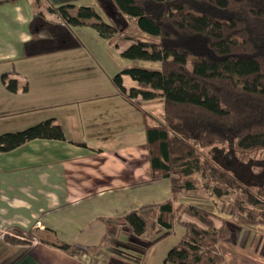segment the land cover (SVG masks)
I'll use <instances>...</instances> for the list:
<instances>
[{"label":"crops","instance_id":"crops-1","mask_svg":"<svg viewBox=\"0 0 264 264\" xmlns=\"http://www.w3.org/2000/svg\"><path fill=\"white\" fill-rule=\"evenodd\" d=\"M75 2L0 0V136L45 121L64 135L0 153V264H150L141 257L155 237H134L120 218L171 200L169 181L151 179L143 115L150 104L116 89L112 79L120 72L104 56L113 43L121 55L133 41L118 33L100 38L94 26L116 24L98 13L100 21L74 25L54 12L63 6L75 18L82 7ZM120 80L127 92L138 89L130 77ZM189 201L224 216L225 199L183 195L173 208ZM221 216L213 219L216 228L227 219ZM180 221L198 224L186 215ZM228 229L219 245L222 264H264V237L258 257L249 253L244 229L234 237ZM164 259L157 264H169Z\"/></svg>","mask_w":264,"mask_h":264},{"label":"trees","instance_id":"trees-1","mask_svg":"<svg viewBox=\"0 0 264 264\" xmlns=\"http://www.w3.org/2000/svg\"><path fill=\"white\" fill-rule=\"evenodd\" d=\"M108 1L144 37L131 39L133 45L121 53L129 65L112 83L131 100L161 105V121L144 111V129L151 179H167L171 194V200L132 211L120 221L137 238L153 226L157 230L151 237L179 225L183 236L164 263L222 264L219 245L228 238V223L221 218L216 228L213 219L220 216L195 205L174 211L173 203L197 192L213 202L228 198L229 223L264 228V0ZM54 12L68 24L100 21L88 7H80L75 18L63 6ZM93 28L104 40L117 33L114 27ZM121 75L138 89L127 92ZM7 87L15 91L12 83ZM37 139L63 141L64 135L45 121L1 135L0 153ZM201 150L212 151V158ZM183 215L198 224L181 222ZM56 248L77 253L68 245Z\"/></svg>","mask_w":264,"mask_h":264},{"label":"rangeland","instance_id":"rangeland-1","mask_svg":"<svg viewBox=\"0 0 264 264\" xmlns=\"http://www.w3.org/2000/svg\"><path fill=\"white\" fill-rule=\"evenodd\" d=\"M75 5L77 6H82V7H88V8H92L96 13H98L99 15L102 16V19L104 21H114V23L116 24V30H117V36L118 38H120L121 40L126 39H144V37L138 33L135 23L133 20H126L124 18H122L118 11L115 9L114 5L108 1V0H75ZM119 18V19H118ZM121 20V21H120ZM113 23V22H112ZM115 43H113L110 47H108L109 49L105 51L104 56L108 57L107 59V63L109 64V66L111 67V71H115L117 73L121 72V70L126 67V65H129L128 63H126V61H124L120 55H117L116 52H114L115 50ZM141 68L144 69H152V70H156L158 69V66L156 64H142L140 65ZM143 104V103H142ZM143 106V105H141ZM148 105H146L145 110L147 111V113L154 117L156 120L161 121L162 120V108L161 105H157L155 103L150 104L148 107ZM201 155L204 156L205 158H212V151L210 150H201ZM193 196H197L198 198H204V200L208 199L206 196H204L203 193L201 192H197L195 194H193ZM226 204H222L220 203V208L221 206L224 209V216H221L220 214V210L219 208L215 211L216 215L221 216V218H227V219H223L224 221H226L228 223V228L234 230L233 237L236 236L237 232H238V228H242L245 230V236L248 235L249 236V240H248V248L250 249L249 253H253V255L255 256H260V254L262 253L261 250L256 251L258 248V244H263V239L260 240V237H264V228L262 227H240V226H236L234 224L229 223L230 222V217L231 216V205H230V200L228 198L225 199ZM224 201V202H225ZM186 205H195V206H200L201 204L195 202V201H189V202H185ZM180 207V204L175 203L174 204V209H177L176 211H178V208ZM202 208V207H201ZM216 219V218H215ZM222 222V221H221ZM237 227V228H236ZM157 230V227H155ZM236 228V229H235ZM152 230V228L150 229V231ZM229 230V229H228ZM154 232V231H153ZM229 232V231H228ZM153 233L148 234V238H151L150 236ZM183 236V230L179 225H174L172 230L168 233H163L157 237H155V239L152 241V246L149 247V250L147 251V253H145V255H143L141 257V259H146L148 262H151L152 264H157L158 262L161 263V261L164 259V257L166 256V254L168 253L169 250H171L182 238ZM236 239V238H235ZM233 240L232 242H234L235 244L237 242H235L236 240ZM232 242L230 241V244H232ZM238 245V244H237ZM241 245H246V243H241ZM260 245V246H261ZM260 252V254H258ZM150 263V264H151Z\"/></svg>","mask_w":264,"mask_h":264},{"label":"built area","instance_id":"built-area-1","mask_svg":"<svg viewBox=\"0 0 264 264\" xmlns=\"http://www.w3.org/2000/svg\"><path fill=\"white\" fill-rule=\"evenodd\" d=\"M10 235H12V236H14L13 234H10ZM16 235V234H15ZM14 237H16L18 240H21V241H25V239H26V236H24V235H16V236H14Z\"/></svg>","mask_w":264,"mask_h":264}]
</instances>
